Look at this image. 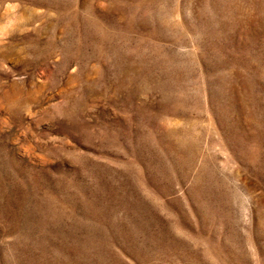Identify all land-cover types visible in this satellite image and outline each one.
Returning <instances> with one entry per match:
<instances>
[{
  "label": "rangeland",
  "instance_id": "obj_1",
  "mask_svg": "<svg viewBox=\"0 0 264 264\" xmlns=\"http://www.w3.org/2000/svg\"><path fill=\"white\" fill-rule=\"evenodd\" d=\"M0 264H264V0H0Z\"/></svg>",
  "mask_w": 264,
  "mask_h": 264
}]
</instances>
